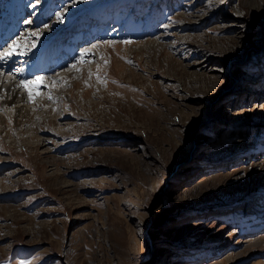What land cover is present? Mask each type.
I'll use <instances>...</instances> for the list:
<instances>
[{"label": "rangeland", "instance_id": "374dc122", "mask_svg": "<svg viewBox=\"0 0 264 264\" xmlns=\"http://www.w3.org/2000/svg\"><path fill=\"white\" fill-rule=\"evenodd\" d=\"M28 28L0 264H264V0H0V53Z\"/></svg>", "mask_w": 264, "mask_h": 264}, {"label": "bare ground", "instance_id": "6f19581e", "mask_svg": "<svg viewBox=\"0 0 264 264\" xmlns=\"http://www.w3.org/2000/svg\"><path fill=\"white\" fill-rule=\"evenodd\" d=\"M20 5L18 6H14L13 8V11L17 12L16 10L19 8ZM31 9V8H30ZM17 14V13H16ZM23 15V13H20ZM13 26L12 28L9 30V32L7 33L8 35L7 36H14L15 35V31L17 28L16 26V23H17V20L16 19H13ZM22 24V23H21ZM34 26V27H38V22L36 21L34 24H30L29 23V26ZM49 25V24H48ZM32 26V27H33ZM29 29V28H28ZM27 29V30H28ZM34 29V28H33ZM31 32H29L27 34V36H29L30 34H32L31 36L29 37H25L23 39H15V45L12 46L14 48H12L13 52H12V55H10V57H15L16 55H22L23 57H25L26 59H28L31 54H26V52L23 51V47L21 45H28L27 48H31L32 50L34 49L31 45V42H35V40H33L35 37L39 36V35H43L44 34V30H40L39 29H34V31H32V29H29ZM46 32V31H45ZM48 32V31H47ZM26 33V32H25ZM33 33H36V35H33ZM67 34V33H66ZM49 36V35H48ZM52 36V35H51ZM3 38V39H1ZM42 38V37H41ZM3 40H4V37L3 36H0V45L1 43H3ZM41 40V39H40ZM49 39H45V41H47ZM155 41V40H154ZM19 43V47L17 46V44ZM47 43V42H46ZM156 43V41H155ZM38 44V43H37ZM109 45V44H108ZM111 45V44H110ZM109 45V46H110ZM18 47V48H17ZM17 48V50H16ZM44 48L47 49V46H45ZM25 49V48H24ZM11 50V51H12ZM36 50V49H35ZM42 51V50H41ZM45 51V50H44ZM30 52V51H29ZM37 54V53H36ZM40 55V54H39ZM80 55V54H79ZM77 56V52H76V55ZM81 58V56H79ZM78 57V58H79ZM34 58V57H33ZM36 58V57H35ZM77 58V59H78ZM79 58V59H80ZM75 59V57L73 58ZM23 61V60H22ZM68 61V60H67ZM73 61V60H72ZM64 62V61H63ZM29 63V62H28ZM63 64V63H62ZM30 67H32L31 71L28 72V73H31V74H35L36 76L39 75L38 73H42V76H39V77H36L35 81L32 82V83H25V82H22V81H19L18 79H21V78H26V73L27 71H24L20 74L17 75L18 79L15 77V76H12V77H9V76H5L3 73L0 72V109H3V108H6V107H10V106H15L17 107L16 111H15V117L16 118H26L27 121H32V122H35V121H38L39 120V117H36V116H32L31 118H28V115H30V112L28 109H20L21 107H24V103H32L33 100H34V96L37 95L36 93L38 92L37 89H40L42 88L41 86H43V82L40 81V79H43L41 77L44 76V74L47 72V69H48V66L46 65L45 61L41 62V64L38 66V68L36 66H34L33 64L30 65ZM29 67V68H30ZM50 70V69H49ZM63 73L65 74V77H71V75L73 73H68V72H64ZM28 76V75H27ZM64 77V78H65ZM69 77V78H70ZM27 79V78H26ZM52 80H53V77H52ZM45 86V85H44ZM60 94L63 95L62 92H60ZM57 98H59L57 96ZM37 103V102H36ZM46 103V102H45ZM44 103V104H45ZM39 105V104H38ZM37 105V107H38ZM52 112V107H49L47 109H45L42 113H41V119H47V115L48 113H51ZM20 114V115H19ZM15 118V119H16ZM34 119V120H32ZM0 129L1 131L3 132L5 130L6 127L3 126V124L6 123V119L5 117H2L0 115ZM16 120H19V119H16ZM19 124V123H18Z\"/></svg>", "mask_w": 264, "mask_h": 264}, {"label": "snow or ice", "instance_id": "6c2138e0", "mask_svg": "<svg viewBox=\"0 0 264 264\" xmlns=\"http://www.w3.org/2000/svg\"><path fill=\"white\" fill-rule=\"evenodd\" d=\"M33 35H36V33H33ZM10 55H12V52H3V53H0V60L6 59ZM49 99H51V97H49Z\"/></svg>", "mask_w": 264, "mask_h": 264}]
</instances>
